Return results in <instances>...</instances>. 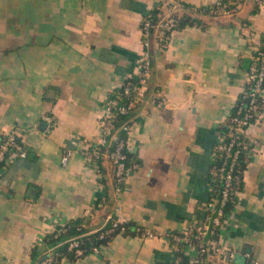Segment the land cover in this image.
Wrapping results in <instances>:
<instances>
[{"label":"crops","instance_id":"crops-1","mask_svg":"<svg viewBox=\"0 0 264 264\" xmlns=\"http://www.w3.org/2000/svg\"><path fill=\"white\" fill-rule=\"evenodd\" d=\"M180 1L218 0H0V136L16 131L27 150L0 165V264H34L32 248L70 219L93 228L112 216L154 234L119 232L61 263L196 264L198 248L176 247L167 232H193L216 194L215 145L262 41L264 4L241 0L152 41L148 91L127 136L138 165L122 190L112 161L103 173L81 149L101 135L110 93L140 70L145 13L182 10ZM261 105L218 234L234 255L210 254L208 264H264V93Z\"/></svg>","mask_w":264,"mask_h":264},{"label":"built area","instance_id":"built-area-1","mask_svg":"<svg viewBox=\"0 0 264 264\" xmlns=\"http://www.w3.org/2000/svg\"><path fill=\"white\" fill-rule=\"evenodd\" d=\"M264 4V0H260ZM233 1L221 2L217 1L212 9L215 13H231L235 8L232 7ZM177 18L173 13L161 15L156 24L153 25L149 18H145L142 22V45L143 49L139 59L140 70L138 72L139 79L134 82L129 77L119 86L123 87V91L117 97L111 95L105 102V112L101 120V135L96 140L100 146H107L116 136V122L118 113H128L141 100L144 99L148 91V80L152 72V51L151 44L155 39L165 43L171 36L176 26ZM154 27V31H152ZM264 36V35H263ZM254 59L249 67L248 76L244 88L236 103L235 111L230 117L229 130L227 133H221L215 145L216 157H220V162L215 164L213 172L215 179L221 183L219 195H214L205 203L204 216L202 222L193 232L168 231L167 236L172 243L179 247L182 243L194 245L198 248L200 256L196 260V264H205V257L210 254L225 256L232 258L234 253L226 246L220 243L218 234L220 228L227 222L228 210L227 204L231 201L235 203L237 197V179L240 177V168H238V160L248 143L247 132L253 122L261 115V96L264 93V38L261 43L255 47ZM131 77V76H130ZM125 99L124 102L120 100ZM44 119L52 120L51 115L44 114ZM128 132L131 130V124L124 126ZM127 142L124 139L117 141L116 147L109 156L115 163L114 184L117 191L122 190L124 178L138 165L134 161L130 165H126ZM86 159L90 163H95L94 157L99 154L98 148L86 147L83 143L81 146ZM71 150L65 151L62 157L63 163L69 159ZM106 156L108 153L104 152ZM27 150L19 139L16 131H7L2 133L0 142V165L10 162L14 157H25ZM96 165V164H94ZM108 220L97 227L101 230L100 236L120 226V221L115 220L110 228L105 230L104 226ZM127 227L121 226V230L125 231ZM136 231L144 235L150 236L154 232L141 226L135 228ZM43 240V237H42ZM70 247H76L79 243L77 236L69 238ZM43 242V241H42ZM54 247L48 249V256L40 261V264H58ZM98 247L94 248L98 250ZM80 252V250H77Z\"/></svg>","mask_w":264,"mask_h":264},{"label":"trees","instance_id":"trees-1","mask_svg":"<svg viewBox=\"0 0 264 264\" xmlns=\"http://www.w3.org/2000/svg\"><path fill=\"white\" fill-rule=\"evenodd\" d=\"M221 2H227L229 0H219ZM233 5L232 7H236L237 4L241 0H232ZM216 2H212L209 4L205 5H193L188 2L180 1L181 4V9L182 10H176L173 13V15L176 16L177 18V23L176 26L174 27L175 29L184 27L186 25H191V24H196L200 23L203 14H208L209 16H212L213 14L212 9L215 7ZM161 10L156 8V9H151L148 10L145 15V18H149L151 23L153 25L156 24V21L158 18L163 15L161 14ZM152 31H154V27H152ZM264 38V36H263ZM262 38V40H263ZM253 54H256L254 51ZM254 59V58H253ZM251 65V64H250ZM139 75L135 74L129 77V80H132L134 82L138 81ZM123 91V87H117L114 89L110 95L112 97H117L121 92ZM125 99L120 100V102H124ZM236 107V106H235ZM235 107L233 110V113L235 111ZM136 105L134 108L131 109L128 113H118V118L116 122V127H117V132L115 138L107 145V146H100L96 142L92 144L91 148L95 147L99 149V154L94 157L95 163L99 169V171H102L104 173V158L106 157L105 151L108 153L107 158L112 161L113 166H114V171L113 174L115 176V163L112 160V158L109 156L111 151H113L116 147L117 141L120 139H124L127 142V136H128V130L125 128V125L132 124L133 120V114L135 111ZM232 113V114H233ZM230 122V121H229ZM229 122L225 124V126L222 127V132L227 133L229 130ZM2 139V134L0 136V142ZM124 151H126V159L125 163L126 165H130L135 161V157L132 152L129 151L127 145L126 148H124ZM243 153V152H242ZM241 153L239 160H238V168H240V176L242 175V170L245 166V159L243 157V154ZM220 157H216V164L220 162ZM104 178V177H102ZM240 178V177H239ZM215 181L212 182V185H214L215 189V195H219L220 193V188H221V183L217 180L214 179ZM234 197H237V194L235 193ZM233 206V203L230 201L226 209L229 210ZM119 220L117 217H110L104 226L105 230L107 228H110L112 226L113 221ZM105 218H103L100 223L96 227H89L84 221V218H73L67 221L64 224H60L55 226L54 229L47 231L44 236H43V244H36L32 248V258L34 260V264H40V261L48 256V249L50 247H54L53 252L56 254V258L58 259V264H62L61 261L64 257H70L72 259L81 257L85 255L86 253L90 251H94L95 247L100 246L101 244L107 243L113 235L119 232H123L126 234H135L136 231L135 228L139 225H136L133 222H119L120 226L114 228L112 231L106 233L105 236H100L101 230L97 229L100 225H102L105 221ZM121 226L127 227L125 231L121 230ZM77 236L79 243L75 247H70V240L69 238ZM77 250H80V252H77ZM205 264H208V262L205 260Z\"/></svg>","mask_w":264,"mask_h":264}]
</instances>
